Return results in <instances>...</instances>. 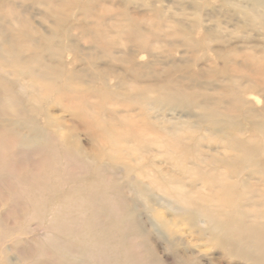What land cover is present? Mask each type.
I'll return each instance as SVG.
<instances>
[{"label":"rangeland","instance_id":"1","mask_svg":"<svg viewBox=\"0 0 264 264\" xmlns=\"http://www.w3.org/2000/svg\"><path fill=\"white\" fill-rule=\"evenodd\" d=\"M262 12L254 0H0V15L18 19L22 38L53 37L58 58L85 71L89 83L96 79L99 87L116 88L118 102L130 85L181 88L197 104L218 102L221 110H231L247 137L252 118L261 122L264 115ZM17 72L0 53V121L7 111L16 112L8 119L40 122L39 107L45 109L51 99L39 104L36 86L25 80L27 73ZM199 112L165 104L152 115L190 121L198 135L212 136ZM53 113L72 122L61 106ZM40 144L38 151L0 149V264H217L212 263L217 257L227 264L225 251L209 239L208 219L201 218L197 229L177 227L178 244L168 246L150 224L151 211L140 206L138 222L130 215L129 199L145 201L124 171L108 159L92 165L89 154L65 155L46 140ZM155 156L141 165L149 166ZM99 165L103 182L93 184ZM152 198L155 209L183 218L173 200L157 191ZM228 262L251 264L237 257Z\"/></svg>","mask_w":264,"mask_h":264},{"label":"bare ground","instance_id":"2","mask_svg":"<svg viewBox=\"0 0 264 264\" xmlns=\"http://www.w3.org/2000/svg\"><path fill=\"white\" fill-rule=\"evenodd\" d=\"M254 1L263 10L258 17H264V0ZM17 21L14 18L9 22L0 15V53L17 69L18 76L27 73L25 80L39 92L36 101L42 105L51 99V104L45 109L39 107L43 112L40 122L8 119L16 112H4L7 119L0 121L1 150L14 146L38 151L40 142L46 140L65 155L83 158L89 154L92 165L108 159L110 165L124 171V179L132 181L135 193L145 201L141 205L129 199L130 215L138 222L141 217L136 210L140 206L151 211L150 224L157 227L168 246L175 247L180 238L177 227L189 225L197 229L198 224H204L201 218H206L210 221L209 239L223 255L225 251L227 264L234 257L264 264V115L261 122L252 118L247 137L240 117L231 110H221L218 102L197 104L193 94L181 88L130 85L124 100L118 102L116 88L99 87L96 79L89 83L85 71L58 58L53 37L22 38L15 27ZM62 32L68 37V29ZM98 33L104 38L103 32ZM165 104L186 111L200 109L199 121L212 136L198 135L199 130L190 121L175 123L164 117L153 118V108ZM55 105L61 106L71 123L53 113ZM135 108L138 114L132 113ZM82 134L87 146L82 143ZM149 154L156 156L144 167L141 162ZM100 169L101 165L93 184L103 182ZM154 191L173 200L177 205L174 210L183 218H171L167 211L155 209ZM181 256H188L187 251ZM215 262L223 264L218 257L212 260ZM195 264L202 263L197 260Z\"/></svg>","mask_w":264,"mask_h":264}]
</instances>
